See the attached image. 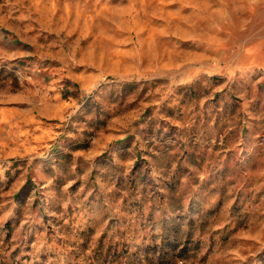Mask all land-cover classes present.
Segmentation results:
<instances>
[{
  "label": "rangeland",
  "instance_id": "374dc122",
  "mask_svg": "<svg viewBox=\"0 0 264 264\" xmlns=\"http://www.w3.org/2000/svg\"><path fill=\"white\" fill-rule=\"evenodd\" d=\"M0 264H264V0H0Z\"/></svg>",
  "mask_w": 264,
  "mask_h": 264
}]
</instances>
